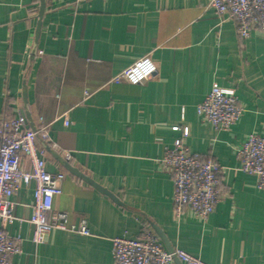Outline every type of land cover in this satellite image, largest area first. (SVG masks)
I'll use <instances>...</instances> for the list:
<instances>
[{"label":"crops","instance_id":"crops-1","mask_svg":"<svg viewBox=\"0 0 264 264\" xmlns=\"http://www.w3.org/2000/svg\"><path fill=\"white\" fill-rule=\"evenodd\" d=\"M208 3L46 0L34 46L40 1L0 0V123L27 112L29 128L45 127L49 138L35 148L46 170L64 173L52 209L71 224L85 219L90 232L52 229L32 243V181L12 196L15 219L3 226L20 237L11 264H113L112 238H135L143 227L206 263L264 264V190L237 157L248 134L264 136V32L240 38ZM144 55L157 65L152 78H118ZM213 86L234 89L242 108L227 130L196 113ZM183 127L190 149L223 167L220 200L205 221L189 208L175 215L172 178L160 163ZM21 166L30 168L25 158Z\"/></svg>","mask_w":264,"mask_h":264},{"label":"built area","instance_id":"built-area-1","mask_svg":"<svg viewBox=\"0 0 264 264\" xmlns=\"http://www.w3.org/2000/svg\"><path fill=\"white\" fill-rule=\"evenodd\" d=\"M79 3L84 0H74ZM220 21L232 19L236 33L248 38L253 29L264 32V0H209ZM157 72V65L148 55L136 59L118 76L133 84H142ZM196 113L215 129L227 130L240 117L242 108L232 88L213 86L196 105ZM67 124V117L64 118ZM187 127L171 146L166 147L160 163L172 178L171 200L176 216L184 208L205 221L220 200V176L223 167L210 157L202 158L184 142ZM48 139L45 127L31 129L24 115L3 119L0 123V264H11L10 257L21 250L20 237L7 234L3 226L15 219L12 196L21 186L32 181L33 213L31 242L41 244L52 229H62L88 235L85 219L78 224L68 222L64 211H54L52 203L62 191V171L51 173L44 167V159L35 148L37 138ZM239 169L256 177L259 189L264 190V136L250 133L237 149ZM25 158L29 169H23ZM113 264H210L180 248L168 251L159 237L149 227H143L135 238H112Z\"/></svg>","mask_w":264,"mask_h":264},{"label":"water","instance_id":"water-1","mask_svg":"<svg viewBox=\"0 0 264 264\" xmlns=\"http://www.w3.org/2000/svg\"><path fill=\"white\" fill-rule=\"evenodd\" d=\"M39 1H40V4H39L38 15H37L38 21H37L36 32H35L34 46L36 45L37 37L39 35L41 19H42V15L44 13L45 3H46V0H39ZM33 52H34V49H33ZM22 115H24L25 122H27V120L29 118L28 113L25 112ZM32 129H34V128H32ZM65 167H66V169L68 171L73 173L75 176L81 178L83 181H85L86 183H88L91 186H93L96 190H98L101 193H103V194L107 195L108 197H110L114 202H116L118 204H121L120 200L113 193H111L106 188L102 187L100 184L95 182L93 179H91L90 177H88L87 175L82 173L78 168L73 167V166L69 165L68 163L65 164ZM154 228H155L156 234L159 236L161 241L164 243L165 248L168 251H172L173 249H172L171 245H169V243H168L167 239L165 238V236L163 235V233L159 229H157V227H154ZM175 263L176 264H181L178 259H175Z\"/></svg>","mask_w":264,"mask_h":264}]
</instances>
